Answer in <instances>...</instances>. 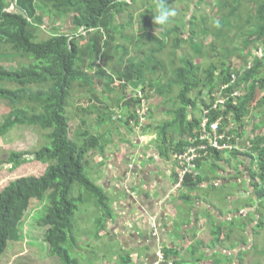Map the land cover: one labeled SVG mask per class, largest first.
<instances>
[{
  "label": "trees",
  "instance_id": "trees-1",
  "mask_svg": "<svg viewBox=\"0 0 264 264\" xmlns=\"http://www.w3.org/2000/svg\"><path fill=\"white\" fill-rule=\"evenodd\" d=\"M176 1L167 0V3L173 4ZM122 2L123 0H0V44L10 46L14 53L31 60L15 67L0 64V102L7 103L10 107L0 123V138L19 125H29L39 126L45 131V139L49 140V145L44 143L31 153L8 150L4 154L3 161L9 163L13 170L32 160L47 165L42 174L18 177L0 190V256L10 242L25 240L23 224L26 215L35 212L39 204L46 200L49 203L47 213L39 222L47 227L44 241L48 244V253L58 257L62 264H81L80 255L72 256L71 253L85 250L84 244L77 241L74 232L79 231L74 216L83 206L82 202L87 201L89 204L93 200L102 211L103 219L111 215V198L86 172L89 167L88 156L98 140L79 131L71 137L70 117L67 113L70 111L69 101L75 85L85 86L90 95L88 98L83 97L87 104L92 101L91 96L96 94L94 86L104 83V88L110 89L115 83L114 76L110 74L112 72H108L104 65L99 66L96 71L91 66L100 60V46L105 37L102 36L103 32L107 36L105 47L108 51L112 50L110 25L122 10ZM258 4L256 17H247L248 25L256 22L255 30L246 40V50L256 43L264 46V0H260ZM11 5L15 9L10 10ZM46 16L57 22L58 18L71 16L76 31L60 32L59 27L53 25V29L58 32L39 40L41 27L47 24ZM153 17L154 13L144 14L142 17L145 21L142 37L146 40L156 38L152 28L161 30L160 27H163L155 24ZM200 48H203L202 44ZM247 54L248 52L244 55L246 63L243 70L241 68V72L237 73V80L223 90V95L230 96L236 90L240 94L227 100L226 110H216L210 116V122L217 120L218 115L223 117L220 130H225L229 112H234L236 117L249 116L264 105V58L256 56L252 64L247 66ZM141 69L142 66L138 72ZM125 71L118 75L130 77L138 74L133 68ZM233 72L232 65L221 59L210 62L202 71L191 58L183 59V64L175 69L173 82L180 87L176 97L180 107L175 109L178 118L173 122H164L160 126L162 131L179 128L180 134L194 137L199 120L190 118L188 110L195 113L203 90L213 92L220 89L223 84L230 82ZM136 79H139L138 76ZM129 101L134 106L140 103L138 99ZM79 118L85 125V118ZM244 124H239L229 133L234 132L243 138L244 130L241 125ZM263 125L264 119L255 129ZM261 134L251 137L248 142L251 144L249 151L234 149L229 152V155H243L252 164L247 166L250 171L249 183L253 189L246 206L256 205L255 196L260 200L251 213L252 221L257 216L259 218L257 228L264 225L260 211V206L264 204V133ZM180 143L182 146L186 144L183 141ZM208 152L216 154V161L225 160V152L212 149ZM29 153L33 157H29ZM81 189L83 191L80 193ZM103 223L102 221L99 230L104 227ZM84 232L86 233L85 230ZM220 232L221 229H216V238ZM257 248L258 245L255 246ZM127 257L123 258L125 264L130 261Z\"/></svg>",
  "mask_w": 264,
  "mask_h": 264
},
{
  "label": "crops",
  "instance_id": "crops-1",
  "mask_svg": "<svg viewBox=\"0 0 264 264\" xmlns=\"http://www.w3.org/2000/svg\"><path fill=\"white\" fill-rule=\"evenodd\" d=\"M251 27L255 30V25ZM254 48L251 45L246 50L250 58ZM120 81L126 89L124 92L140 85L135 75H123ZM158 86L153 85L158 90H154L153 107L145 118L139 112L140 107L135 115L136 106L129 101L137 99L133 93L128 96L122 93L118 97L124 95L123 98L111 99L113 104L110 103L106 112L93 123L83 116L86 124L79 132L90 134L98 128L106 129L109 111L120 109L121 104L128 105L119 130L123 135L115 133L117 124H113L111 139L96 141L88 156L92 180L111 198L109 218L103 219L94 201L83 205L88 222L93 220L90 223L93 232L88 234L98 243L96 251L94 246H85L88 259H93L92 264H125L123 258L127 256L130 261L126 264H156L158 261L160 264H172V261L173 264H247L252 258L264 260L263 248L255 249L258 244H254V240L261 241L264 234L252 235L251 213L255 208L246 206L253 189L247 166L252 164L241 154L227 152L225 160L216 161V154L208 152L182 176V163L175 153L188 146L190 136L177 131L169 140H166L167 135L166 139L161 138L159 130L162 131L164 122L175 121L173 115L179 102L174 87L166 92V88L159 90ZM200 106L198 103V108ZM198 108L195 113L188 110L190 118L200 119L201 116L196 115ZM161 113L165 114V119L156 123L155 118ZM126 126L132 127L130 133H126ZM181 141L186 144L182 146ZM231 156L236 158V164L224 169L225 163L231 164ZM135 182L138 184L131 187ZM74 220L76 223L82 219L77 216ZM102 221L104 227L99 230ZM40 229L43 231V226ZM216 229H221L218 238Z\"/></svg>",
  "mask_w": 264,
  "mask_h": 264
},
{
  "label": "rangeland",
  "instance_id": "rangeland-1",
  "mask_svg": "<svg viewBox=\"0 0 264 264\" xmlns=\"http://www.w3.org/2000/svg\"><path fill=\"white\" fill-rule=\"evenodd\" d=\"M259 1L260 0H177L175 3L168 5L177 10L178 16L173 18L170 24L160 27L162 28L161 30H158L156 27V29L152 28L156 38L146 40L142 37L143 25L145 26V21H143L142 17L144 14L151 15L154 13L155 15L156 0H123L121 6L122 10L119 11L113 23L110 25L109 36L111 35L110 37L112 38V50L108 51L105 47L107 36L106 32H103L102 36L105 35V37L100 46V60L91 66L93 70L96 71L99 66L104 65L108 69V72H112L110 74L112 77L114 76L115 83L110 89H105L104 83L94 86L96 94L93 95V97L91 96L92 101L87 104L84 103L83 97L85 96L88 98L90 95L86 92L85 86L78 84L73 87L69 101L70 111L67 113L70 117L71 137H73L72 134L76 133L75 131H82L85 128L79 116L89 118V123L95 122L98 120V116L106 112L109 108L111 105L110 103H112L110 101L111 99L117 100L118 98L124 97V95L118 97L119 94L125 93V95L128 96L133 93L137 98L142 97V99H145V107L147 106L148 110L145 111L146 114L143 116L144 118L149 115V111L153 107L154 90H158L154 89L153 85H162V87L158 86L159 90H161V88L165 90L166 88V92L170 91V87H174L177 91V97L180 87L173 84V82H175V69L183 64V59L191 58L199 65L200 71L210 62H216L221 59L230 63L235 73L239 74L241 68L246 63L244 57V53H246V40L253 30L250 26L254 25L256 22L254 21L252 22L253 24L248 25L247 17H256ZM12 9H15L14 5L10 7V10ZM232 10H235L234 14ZM193 16L194 18H192ZM55 20L46 16L45 21L47 24L41 27L39 40L40 38H47L51 34L58 32L53 29V25L59 27L60 32L67 31L70 33L76 31L71 16L58 18V22ZM217 23L219 26H217ZM200 44L203 46L202 49L200 48ZM252 46L254 48L256 45L253 44ZM256 50H258V46L255 47V51ZM248 58L247 61H249V63L247 66L252 62L253 55L252 58ZM30 61L29 58L20 57L19 53H14L10 46L0 44L1 65L15 67L29 63ZM136 63H139V65ZM140 66H142V69L141 72H138ZM129 68H133L134 71H137L138 74H135V76H138L139 81L143 82L140 83L137 89H130V91L124 92L126 89L123 88L121 81L119 82L120 76L118 74L119 72L124 74L126 72L125 69L128 70ZM172 84L175 86H172ZM125 86L128 89V86ZM107 94L111 96H108V99ZM198 103L201 104V106L198 108L196 115L201 116L204 106V96L198 99ZM142 104L143 102H141V105L140 103L136 105L135 112ZM157 110L156 108L155 112H157ZM9 111V105L0 102V123L4 120L5 115ZM127 111L128 105L126 103L124 105L121 104L118 110L109 111L107 113L108 119L106 120V124L108 126L105 127L106 129L101 130L98 128L96 132L90 134L96 137L100 142L111 139V136L114 134L113 124L116 123L115 133L123 135L119 130H121L120 125L123 124V119ZM161 114L162 115L159 114L160 119L155 118L156 123L165 119V114ZM110 116H112V119L109 118ZM177 118L178 115L175 113L173 119L177 120ZM263 119L264 105L260 110H256L254 114L252 113L249 116L236 117L234 112L231 111L228 113V125L230 123H236L235 126H238L239 124L245 123L243 126L241 125L244 130V136L241 140H246L245 142L240 140L239 148L242 150L241 152L250 150L251 145L247 144L252 136L264 133V125L255 129ZM179 130V128L169 129L165 132L159 130V134L162 139H166L165 135H167L166 140H169L173 137L175 132ZM131 131L132 127L126 126V133H130ZM44 133L45 131L39 126L19 125L0 138V190L18 177L40 175L44 172L47 164H43L39 161H29L14 170L11 169L12 166L9 163L3 161L4 154L8 150L28 151L31 153L39 149L44 143L49 145V140L45 139ZM30 153L28 156L33 157V154ZM236 161V158L231 156V164L225 163L223 165L224 169L229 168V166L233 165ZM240 167H243V164H241ZM87 168L86 172L90 174V168ZM77 185L78 184L75 185L76 191L79 190ZM82 191L83 189H81L80 193ZM226 194L225 192L223 197H225ZM256 197L257 196H255L254 202L258 204L260 200H257ZM86 202L87 201L82 202V205H88ZM48 205L49 203L46 200L39 204L35 212L26 215L23 224L26 239L23 242H10L6 251L0 256V264H62V261L58 257L48 253L49 247L44 241L46 226L43 227V231L40 229L42 225L39 221L47 213ZM82 209L83 206L76 212L74 219L78 216L82 219L81 221L87 223L88 219ZM260 209L264 220V204L260 206ZM81 221L75 223L77 227L80 225V228H78L79 231L74 230L77 240L83 243V246H94L93 250L96 251L98 249V243L90 239L91 234H88L89 231L93 229L90 224L93 220L89 221L86 225L80 224ZM252 222V228L254 227L252 235L264 234V225L260 228L256 226L259 222L258 216ZM232 228L234 229L233 226ZM84 229L88 230V232H82ZM90 232H93V230ZM263 240L264 238H262L261 241L257 240V242L254 240V244L257 243L259 249L263 248L264 250V243L262 244ZM86 247L83 252L75 251L72 252L71 255H80L81 264H92L93 259H88V252L85 253ZM252 252L254 253V250H252ZM256 253L259 252L256 250ZM247 264H264V260L252 258Z\"/></svg>",
  "mask_w": 264,
  "mask_h": 264
},
{
  "label": "built area",
  "instance_id": "built-area-1",
  "mask_svg": "<svg viewBox=\"0 0 264 264\" xmlns=\"http://www.w3.org/2000/svg\"><path fill=\"white\" fill-rule=\"evenodd\" d=\"M255 56L264 58V47L262 45L255 51ZM231 78L230 82L223 84L220 89H215L213 92L208 89L203 90L202 96H204V106L202 115L199 119V127L197 126L195 129L194 137H190L188 146L175 153L176 158L182 163V176L189 171L191 164H194L195 161L201 159L203 155H206L209 149L229 153L239 148L240 137L234 132L229 133L231 130L238 127L235 126L236 123L227 124L225 130H220L223 120L221 115H218L219 118L217 120L210 122V116H212L216 110H226L228 106L227 100L237 97L240 94V92L236 90L231 93L230 96L223 95V90L235 83L237 74L233 72ZM141 102H143V104L139 112L143 116L146 114L145 111L148 110V107H145V99H142V97ZM156 264H160V261Z\"/></svg>",
  "mask_w": 264,
  "mask_h": 264
},
{
  "label": "clouds",
  "instance_id": "clouds-1",
  "mask_svg": "<svg viewBox=\"0 0 264 264\" xmlns=\"http://www.w3.org/2000/svg\"><path fill=\"white\" fill-rule=\"evenodd\" d=\"M177 16H178L177 10L175 8L170 7L167 3V0H156L155 15L153 17V22L155 24H157L159 26H166V25L170 24L172 22L173 18H175ZM217 26H219L218 23H217ZM253 57H255V52H253ZM137 99L141 105V97L137 98ZM257 206L258 205L256 204L255 206H253V208H256ZM250 207H252V206H250Z\"/></svg>",
  "mask_w": 264,
  "mask_h": 264
},
{
  "label": "water",
  "instance_id": "water-1",
  "mask_svg": "<svg viewBox=\"0 0 264 264\" xmlns=\"http://www.w3.org/2000/svg\"><path fill=\"white\" fill-rule=\"evenodd\" d=\"M138 184V182H135L134 184H132V186L131 187H133V186H135V185H137Z\"/></svg>",
  "mask_w": 264,
  "mask_h": 264
},
{
  "label": "flooded vegetation",
  "instance_id": "flooded-vegetation-1",
  "mask_svg": "<svg viewBox=\"0 0 264 264\" xmlns=\"http://www.w3.org/2000/svg\"><path fill=\"white\" fill-rule=\"evenodd\" d=\"M172 264H173V261H172Z\"/></svg>",
  "mask_w": 264,
  "mask_h": 264
}]
</instances>
